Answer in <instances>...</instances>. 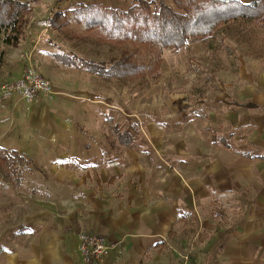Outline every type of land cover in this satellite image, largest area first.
<instances>
[{"label": "crops", "instance_id": "obj_1", "mask_svg": "<svg viewBox=\"0 0 264 264\" xmlns=\"http://www.w3.org/2000/svg\"><path fill=\"white\" fill-rule=\"evenodd\" d=\"M44 40L47 46L55 45L50 38ZM40 41L26 40L25 32L17 47L7 48L0 76L6 71L7 76H21L19 54L28 49V43L36 49ZM45 49L37 51L53 61L62 54ZM245 92L249 101H234V107L264 108V91L258 97ZM66 101L59 96L50 102L42 98L26 107L17 104L13 94L4 98L0 94V146L26 159L40 157V165L46 164L53 177L51 183L23 181L18 188L11 184L5 188L10 189L8 201L16 205V213L8 220L0 217V264H86L78 251V234L83 230L105 238L109 248L100 264H264V183L247 178L236 183L241 176L228 166L227 183L244 194L243 214L234 217L222 198H213L211 220L202 221L197 205L211 184L197 174L204 165L202 149L193 165L186 158L191 154L180 156L185 160L180 164L185 175L174 176L175 183H148L143 180L148 168L138 162L142 174L136 175V164L124 155L134 143L133 133L128 131L133 137L130 146L117 155L118 148L108 144V132L103 152L101 141L77 129L75 118L65 117ZM214 136L224 137L214 134L212 143ZM229 144L230 148L214 145L243 162V170L251 161L264 163L263 152L252 156ZM108 152L113 158H106ZM158 169L166 174L162 165L154 170ZM192 173L195 179L185 178ZM228 187L229 192L234 189Z\"/></svg>", "mask_w": 264, "mask_h": 264}, {"label": "rangeland", "instance_id": "obj_2", "mask_svg": "<svg viewBox=\"0 0 264 264\" xmlns=\"http://www.w3.org/2000/svg\"><path fill=\"white\" fill-rule=\"evenodd\" d=\"M21 1L29 3L32 8L25 26L26 40L28 38V41L34 42L41 38L36 49L28 43L26 53L19 54L18 60L23 64L22 75L25 57L26 61L27 58L35 60L39 73L49 83L53 92L50 97L40 95L39 99L45 98L49 102L57 96L66 99L64 109L69 111L65 117L75 118L77 129L101 141L103 152L106 150L105 136L111 125L116 123L119 131H131L134 143L124 155H129L130 162L136 164V170L134 168L137 171L136 175L142 174L138 162L143 168H148V174H143V180L148 183H165L173 181L174 176L179 178V174L184 176L185 173L182 171L184 167L180 164L185 160L180 156L191 154L186 158H189L187 163L193 165L196 154H199L198 150L202 149L201 158L204 165L197 174L211 183L201 204L197 205L203 217L202 221L210 219L209 203L213 198H222L228 205L230 214L234 213V217L238 218L243 214L244 194L232 183H227L228 175L231 176V169L228 166L236 168V176H241L237 178L236 183L244 178L250 179L251 183H264V163L251 161V166L243 170V162L231 157L222 148L216 147L211 138L214 134L223 135L241 152H247L252 156L263 152L264 155V108L248 110L233 105L234 101L245 104L249 101L244 97L245 91H250L257 97L259 92L264 91V31L257 30L250 36L251 42L257 45L251 50L236 45L230 38L225 41L210 40L206 43L191 40L183 49H169L162 53L158 82L122 87L116 82H104L83 71L67 69L52 58L42 57L39 51L42 47H47L48 51L53 53L76 54L95 61L106 60L112 55L107 46L67 41L48 27V18L54 12L73 8L78 3L102 4L125 10L133 0ZM147 1H163L171 5V0ZM46 38H50L55 45L47 46L45 40L42 42V39ZM7 48L11 47L3 46L5 56ZM257 48L260 54H257ZM33 50L36 55L33 54ZM9 75L7 76L6 71L0 76V94L3 98L6 94L2 92L1 87L12 84L22 77L18 74ZM59 89L65 92L58 93ZM13 95L17 104L26 107L37 105L39 101L27 104ZM250 99L252 101L255 98ZM84 109L87 113H84ZM131 125L138 126V135L131 130ZM104 155L107 159L113 158L110 152ZM32 158L34 162L31 160L32 167L28 166L30 171L26 172L24 183L53 182L51 170L45 166L46 164L42 168L40 157ZM160 165L165 168L166 174H160L159 169L154 170ZM188 175L185 178H196L195 173ZM0 183H4L2 184L4 186L0 185V217L7 216L8 220L11 214L16 213V205L8 201L10 189L5 188L11 185L3 180L1 174ZM228 185L234 188L230 192ZM6 195L7 200L3 199ZM220 210H223V207ZM191 256L189 254L190 258ZM189 257L186 258L188 262Z\"/></svg>", "mask_w": 264, "mask_h": 264}, {"label": "trees", "instance_id": "obj_3", "mask_svg": "<svg viewBox=\"0 0 264 264\" xmlns=\"http://www.w3.org/2000/svg\"><path fill=\"white\" fill-rule=\"evenodd\" d=\"M31 13L27 2L0 0V66L5 56L3 46H18ZM48 27L67 41L105 45L112 54L100 61L76 54L55 55L64 67L83 70L122 87L147 85L160 78L162 53L183 49L191 40L206 43L230 38L248 50L256 47L250 36L257 30L264 31V1L171 0L168 5L163 1L133 0L125 10L78 3L73 8L54 12L48 18ZM256 52L260 54L258 48ZM131 128L135 134L138 132L137 126ZM132 140L130 132L119 131L116 124L110 126L107 141L112 148H118L117 155ZM212 140L216 145L230 148L224 137L214 136ZM32 164L17 151L0 146V174L14 188L23 183Z\"/></svg>", "mask_w": 264, "mask_h": 264}, {"label": "built area", "instance_id": "obj_4", "mask_svg": "<svg viewBox=\"0 0 264 264\" xmlns=\"http://www.w3.org/2000/svg\"><path fill=\"white\" fill-rule=\"evenodd\" d=\"M35 61V60H34ZM25 57L24 73L20 80L5 84L1 87L4 94H15L21 102L33 104L39 100L40 95L50 97L53 92L49 83L39 73L36 64ZM78 251L85 259L86 264H100L105 251L109 248L104 237L81 231L78 234Z\"/></svg>", "mask_w": 264, "mask_h": 264}]
</instances>
